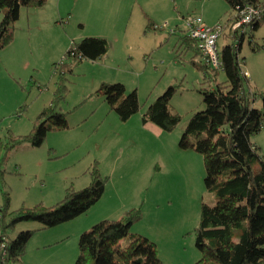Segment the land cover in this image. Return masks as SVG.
<instances>
[{
	"label": "rangeland",
	"instance_id": "obj_1",
	"mask_svg": "<svg viewBox=\"0 0 264 264\" xmlns=\"http://www.w3.org/2000/svg\"><path fill=\"white\" fill-rule=\"evenodd\" d=\"M232 13L224 0H46L42 7L19 8L13 42L0 52V142L9 133H29L38 113L52 99L59 72L53 67L70 61L63 56L72 42L100 37L109 49L102 59L82 60L66 74L67 93L58 110L65 114L68 128L48 131L37 148L23 145L10 151L3 165L0 194L8 192L10 210L37 203L50 206L62 199L67 187H79L74 177L88 160H97L99 172L108 177L102 199L88 213L33 231L26 256L18 264H35L29 262L31 255L42 264H74L80 234L132 208H140L141 218L133 222L129 234L153 242L163 264H193L200 258L194 229L200 205H213L214 195L204 185L203 161L192 149L193 139L187 135L185 148L179 142L189 117L204 109L198 90L205 85L200 71L187 62L190 54L179 49L178 59L175 51L185 17L198 15L212 27L226 22ZM176 26L180 29L171 33ZM242 40L240 66L249 78L246 88L255 93L253 105L260 108L264 21L256 30L248 29ZM229 42L224 35L217 46L220 49ZM218 79L223 81L224 74ZM102 82L120 83L125 93L135 90L137 113L121 122L95 93ZM169 86H175V93L167 112L178 114L181 120L172 131L164 132L151 122L143 124L141 115ZM251 140L264 156V127ZM38 225L17 224L9 238ZM43 234L46 239L37 249L35 239ZM36 249L38 253H32Z\"/></svg>",
	"mask_w": 264,
	"mask_h": 264
},
{
	"label": "trees",
	"instance_id": "obj_2",
	"mask_svg": "<svg viewBox=\"0 0 264 264\" xmlns=\"http://www.w3.org/2000/svg\"><path fill=\"white\" fill-rule=\"evenodd\" d=\"M224 1L233 11L226 23L236 12L249 6H260L262 17L248 29L256 30L259 22L264 21V2ZM45 2L0 0V50L14 38L13 25L19 8L42 7ZM183 31L177 36L175 58L180 57L179 49L182 54L189 53L187 62L200 71L205 87L198 90L204 109L189 117L179 145L187 147V135L193 139L192 149L203 161L204 185L214 195L213 205L202 203L199 207L194 244L200 258L193 264H264V156L251 140L264 127V92L260 94L261 107L253 106L255 93L246 88L248 78L242 74L239 63L243 60L239 56L240 43L245 36L238 37L236 42L235 37H229L230 42L220 47L221 69L217 70L203 64L195 42L185 35V26ZM247 39L252 50H257L251 35ZM108 49L107 41L100 37H86L70 44L63 56L70 61L54 65L59 72L52 99L38 113L29 133H9L0 142V190L4 184L3 165L10 151L23 145L37 148L48 131L68 128L65 114L58 110L67 93L66 74L82 60L101 59ZM220 73L224 74L223 81L218 79ZM95 93L106 101L121 122L139 110L136 91L125 93L120 83L102 82ZM174 93L175 86H169L142 112L141 122H151L164 132L172 131L181 120L178 114L167 112ZM87 174V186L79 190L67 187L64 197L50 206L37 203L10 210V196L8 192H1L0 264H18L25 253L33 230L20 231L10 239L8 234L17 224L35 222L41 229L51 228L83 214L100 199L108 177L100 174L96 160ZM140 218V208H132L116 220L96 222L89 231L80 234L74 264H163L153 242L140 234H129L130 226ZM120 240L122 243L116 248Z\"/></svg>",
	"mask_w": 264,
	"mask_h": 264
},
{
	"label": "built area",
	"instance_id": "obj_3",
	"mask_svg": "<svg viewBox=\"0 0 264 264\" xmlns=\"http://www.w3.org/2000/svg\"><path fill=\"white\" fill-rule=\"evenodd\" d=\"M261 17L262 8L260 6H249L242 9L236 12L235 17H233L230 22L226 24L218 22L212 27L205 25L200 16H190L184 18L185 35L195 42L203 64L211 69L220 70L221 59L217 46L219 38L227 35L228 37H235L236 42L238 37L245 36L248 27L259 21ZM223 31L225 34L221 36ZM241 72L244 76L248 77L247 73L243 71L242 68Z\"/></svg>",
	"mask_w": 264,
	"mask_h": 264
},
{
	"label": "crops",
	"instance_id": "obj_4",
	"mask_svg": "<svg viewBox=\"0 0 264 264\" xmlns=\"http://www.w3.org/2000/svg\"><path fill=\"white\" fill-rule=\"evenodd\" d=\"M174 1V0H173ZM221 19V16L216 20V21H218V20H220ZM227 20V19H226ZM215 21V22H216ZM224 23H226V22H224ZM177 29H180V27H178V26H176V27H174V31H170L171 33H176V30ZM184 32V31H183ZM246 35H247V33H246ZM245 35V36H246ZM248 38V37H247ZM13 42V41H12ZM11 42V43H12ZM242 42H243V40H242ZM242 42L240 43V44H242ZM10 43V44H11ZM9 44V45H10ZM9 45H7V46H9ZM4 47L3 49H1L0 50V52L1 51H3V50H7L6 48H10V47ZM240 51H241V45H240ZM5 52V51H4ZM186 54V53H185ZM239 55H240V53H239ZM103 58V57H102ZM101 58V59H102ZM240 63H242V61L240 62ZM241 67V66H240ZM246 72V71H245ZM248 78V77H247ZM249 79V78H248ZM248 79H247V81H248ZM248 91H250V93H252L253 91H251V90H248ZM253 106H256V104L255 105H253ZM257 107V106H256ZM260 107H261V105H260ZM60 110V109H59ZM254 142V141H253ZM257 145V144H256ZM22 148V147H21ZM26 148L27 149H31L32 147H29V146H26ZM91 160H88V162H86L85 164L83 163L82 165H81V172H80V174H78L77 176H75L74 177V179H76V178H78L79 179V182H78V184H79V187L77 188L76 186H74V188L75 189H81V188H83V187H85V186H87L88 185V183H89V176H88V174H87V169L92 165V162L94 161H91ZM97 161V160H96ZM98 165H99V162H98ZM80 168V167H79ZM79 170V169H78ZM99 171H100V169H99ZM101 172V171H100ZM101 174V173H100ZM103 176H105V175H103ZM43 192V190L41 191V193ZM103 194H104V192H103ZM43 197V196H42ZM53 197V196H52ZM52 198H49V201H54V200H51ZM54 199V198H53ZM102 199V196L100 197V199H99V201ZM51 202H47L46 204L47 205H49V203H51ZM54 203V202H53ZM93 206H91L87 211H85V212H89L90 211V209L92 208ZM83 214H85V213H83ZM82 215V214H81ZM99 215H103L102 213L100 214L99 213ZM81 216H79V217H77V219L78 218H80ZM102 217H104V216H102ZM76 219V220H77ZM102 219H104V218H102ZM26 223H28V222H26ZM26 223H20V224H26ZM88 225V224H87ZM80 226L81 227H85L86 229H87V226L85 225L84 226V224H80ZM27 229H29V228H27ZM78 229V228H77ZM84 229V228H83ZM32 230L35 232V231H41V230H45V229H41L39 226H37V227H35V228H32ZM78 231V230H77ZM46 232V231H45ZM80 232H78V234H79ZM45 234V233H44ZM41 235V236H39V237H37L36 239H35V242H36V244H38V246H37V249L39 248V246H40V244H42L43 243V241H44V238L46 239V235ZM167 237V236H166ZM165 237V238H166ZM30 249H32V248H30ZM34 250L32 253H35L36 251H37V253H38V251L39 250ZM26 252V251H25ZM31 252V251H30ZM31 253V254H32ZM26 256V253H25V255L21 258V261H20V263H22L23 262V258ZM31 258H30V263H34L35 262V264H42V262H41V260L40 261H34L35 260V257H36V255L35 256H33V255H31L30 256ZM28 261V260H27Z\"/></svg>",
	"mask_w": 264,
	"mask_h": 264
}]
</instances>
